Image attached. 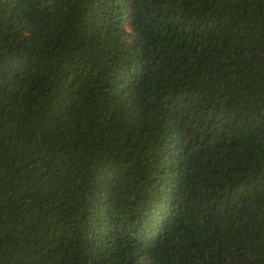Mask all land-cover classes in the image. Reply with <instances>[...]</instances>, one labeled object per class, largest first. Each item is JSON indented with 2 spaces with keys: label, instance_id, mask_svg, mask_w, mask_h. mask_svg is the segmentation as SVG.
<instances>
[{
  "label": "trees",
  "instance_id": "trees-1",
  "mask_svg": "<svg viewBox=\"0 0 264 264\" xmlns=\"http://www.w3.org/2000/svg\"><path fill=\"white\" fill-rule=\"evenodd\" d=\"M0 264H264V0H0Z\"/></svg>",
  "mask_w": 264,
  "mask_h": 264
}]
</instances>
